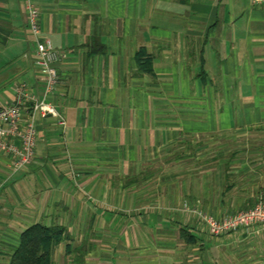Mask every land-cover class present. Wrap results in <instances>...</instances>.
Segmentation results:
<instances>
[{
  "label": "crops",
  "instance_id": "0c3cea01",
  "mask_svg": "<svg viewBox=\"0 0 264 264\" xmlns=\"http://www.w3.org/2000/svg\"><path fill=\"white\" fill-rule=\"evenodd\" d=\"M29 5L64 124L36 114L25 167L0 149V264L36 223L65 228L52 264H264L261 226L215 236L183 209L264 197V0H0V107L44 97Z\"/></svg>",
  "mask_w": 264,
  "mask_h": 264
},
{
  "label": "built area",
  "instance_id": "2783aa9c",
  "mask_svg": "<svg viewBox=\"0 0 264 264\" xmlns=\"http://www.w3.org/2000/svg\"><path fill=\"white\" fill-rule=\"evenodd\" d=\"M29 26L36 37L37 64L45 77L43 99L31 95L26 84L16 88L13 103L0 107V149L12 154L13 166L19 169L29 165L35 157L37 144L36 114L41 117L51 115L64 124V118L55 106L45 97L52 92L58 82L56 63L64 56L57 50L51 40L40 36L37 10L29 5ZM18 142V143H16ZM184 210L195 213L215 236L240 228L259 225L264 229V198H260L252 207L234 213L215 217L203 210L183 205Z\"/></svg>",
  "mask_w": 264,
  "mask_h": 264
},
{
  "label": "trees",
  "instance_id": "16d2710c",
  "mask_svg": "<svg viewBox=\"0 0 264 264\" xmlns=\"http://www.w3.org/2000/svg\"><path fill=\"white\" fill-rule=\"evenodd\" d=\"M136 60L141 71H151V60L142 47L136 53ZM65 238L63 226L33 224L22 233L9 264H52L53 247Z\"/></svg>",
  "mask_w": 264,
  "mask_h": 264
},
{
  "label": "rangeland",
  "instance_id": "374dc122",
  "mask_svg": "<svg viewBox=\"0 0 264 264\" xmlns=\"http://www.w3.org/2000/svg\"><path fill=\"white\" fill-rule=\"evenodd\" d=\"M254 133H256V132H254ZM257 133H259V132H257ZM257 133H256V134H257ZM260 143H263V144H264V142H263V141H262V142H260ZM253 144H255V145H256V144H257V142H256V141H254V142H253Z\"/></svg>",
  "mask_w": 264,
  "mask_h": 264
}]
</instances>
